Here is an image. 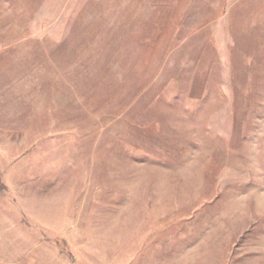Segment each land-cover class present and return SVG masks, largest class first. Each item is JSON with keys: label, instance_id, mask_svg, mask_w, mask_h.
I'll use <instances>...</instances> for the list:
<instances>
[{"label": "rangeland", "instance_id": "rangeland-1", "mask_svg": "<svg viewBox=\"0 0 264 264\" xmlns=\"http://www.w3.org/2000/svg\"><path fill=\"white\" fill-rule=\"evenodd\" d=\"M0 264H264V0H0Z\"/></svg>", "mask_w": 264, "mask_h": 264}]
</instances>
